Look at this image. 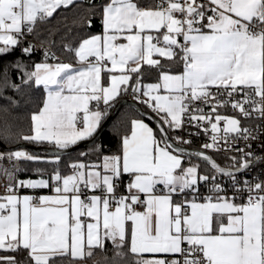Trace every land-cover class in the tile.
I'll return each mask as SVG.
<instances>
[{
  "label": "snow or ice",
  "instance_id": "6c2138e0",
  "mask_svg": "<svg viewBox=\"0 0 264 264\" xmlns=\"http://www.w3.org/2000/svg\"><path fill=\"white\" fill-rule=\"evenodd\" d=\"M78 6L0 0V57L19 49L30 59L35 46L24 45L37 24ZM89 12L87 26L99 15L101 30L64 45L71 62L45 51L40 62L0 66V94L41 86L46 93L29 134L0 127V252L63 264L111 245L112 264L129 256L131 264H264V180L237 175L264 164V125L241 124L264 121V0H103ZM144 65L159 70L157 82L143 83ZM129 93L157 127L133 119L116 153L97 145L62 161L60 153L81 142L95 144L109 108ZM229 107L239 116L221 113ZM177 131L206 141L189 151L192 140ZM20 141L51 148L30 152ZM211 153L230 163L221 166ZM19 161L51 170L18 179ZM0 264L21 262L0 255Z\"/></svg>",
  "mask_w": 264,
  "mask_h": 264
},
{
  "label": "trees",
  "instance_id": "16d2710c",
  "mask_svg": "<svg viewBox=\"0 0 264 264\" xmlns=\"http://www.w3.org/2000/svg\"><path fill=\"white\" fill-rule=\"evenodd\" d=\"M93 2L98 6L103 0H78V7L71 10H58V13L54 14L49 22L43 24L38 23L35 32L29 35L31 39H27L24 45L27 46L28 43H31L35 46V51L31 55V58L29 59L28 57L22 56L20 50L16 49L12 54L0 57V66L16 61H23L29 65L32 62H40L44 59L45 51L54 53L61 61L71 62L70 53L64 51V45L70 41L75 42L80 38H86L90 34H96L101 30L99 15L92 18V26L90 28L86 23L87 19L90 18L89 4ZM162 63L165 64L166 70L170 69L172 72L180 70V66L177 64L165 62L163 60ZM142 72L143 82L147 83L158 80V69L144 65ZM9 74L13 82L17 84L20 83L19 74L15 70L10 69ZM6 97L11 99H6ZM45 97L46 93L42 86L39 88L23 87L20 92L12 89L5 90L0 94V127L9 124L12 127L13 133L29 134L31 125L30 115L42 107ZM122 97L128 98V94L122 95L121 98ZM11 101H16V104H13ZM116 102L109 108L108 115L114 108ZM141 105L148 110L145 105ZM137 118H143L152 125V127L156 128L150 120L139 114L133 105L124 104L95 144L62 155V161L71 163L79 157V152H89L97 145L102 147L105 154L116 153L120 146L121 137L127 133L130 122ZM214 158L223 166L228 164V162L219 157ZM36 168H47L49 171L51 170L50 165L21 161V170L16 177L18 179L38 178L33 171ZM0 255H14L21 264H29L26 250H20L17 253L0 252ZM111 256V245H109L107 253L101 249H94L91 257L85 256L84 259L76 261L71 260L69 257H65L63 259V264H112ZM131 261L132 257L129 256L127 264H131Z\"/></svg>",
  "mask_w": 264,
  "mask_h": 264
},
{
  "label": "built area",
  "instance_id": "2783aa9c",
  "mask_svg": "<svg viewBox=\"0 0 264 264\" xmlns=\"http://www.w3.org/2000/svg\"><path fill=\"white\" fill-rule=\"evenodd\" d=\"M27 39H31L30 36H28ZM120 98L121 97H119L117 100H119ZM128 98L134 99L133 96L131 95V93L128 94ZM102 107H103V105H102ZM205 110L207 111V109H205ZM220 111L223 115L237 116V117L239 116V114L237 112H234L230 107L227 109H220ZM241 124H242V126H246V127H255L257 125H264V121L256 119V118L241 119ZM189 131L195 132L196 129L192 128V129H189ZM176 134L179 136H183L185 139H191L192 143L190 145H186V146L191 147L193 149H199L200 145L206 141V137L203 134H201L199 136H192V137H189L187 132L177 131ZM257 143L258 142H254L252 147H253V149H256L258 154H260L261 150L259 148H257ZM240 147H243V142L240 143ZM211 154L214 157H219V158L225 160L226 162L230 163V161H228L225 158L224 153H220L219 155H217L216 153H211ZM232 154H234V153H232ZM3 163L5 166H9L8 161H4ZM14 163H16L18 165V168H19V171H17L15 173V175L17 176V174L21 170V161L14 162ZM237 175L239 176V178L241 180L248 179V180L252 181L253 183L257 182L258 180H264V164H258L255 167L248 170L246 173H244V174L238 173ZM3 185H4V181L0 180V194H4V186Z\"/></svg>",
  "mask_w": 264,
  "mask_h": 264
},
{
  "label": "water",
  "instance_id": "95a60500",
  "mask_svg": "<svg viewBox=\"0 0 264 264\" xmlns=\"http://www.w3.org/2000/svg\"><path fill=\"white\" fill-rule=\"evenodd\" d=\"M124 104L133 105L136 108V110L138 111L139 114H141L143 117H145L148 120H150L157 127V120L155 118H153V114L151 113L150 110H147V109L143 108L142 105L138 101H136L134 99H130V98H127V97H122L116 102L114 108L112 109V111L110 112L108 117L102 122L101 130L98 132V134H97V136L95 138V143L100 139V137H101L102 133L104 132V130L113 121V119L116 117V115L118 114V112L120 111L121 107ZM19 143L23 145V148H27L31 152H39L41 154H44V150L45 149H50L51 148V146H49V145H35V144H29V143L23 142V141H20ZM91 145H93V143L91 141L81 142V145L77 149L72 150L71 152L76 151V150L81 149V148H84V147L91 146ZM12 147H15V145H13ZM185 147L189 151L196 150V149H193V148L188 147V146H185ZM71 152H69V153H71ZM69 153H60V155L62 156V155L69 154ZM53 155H54V152L52 150H49L47 152V156H53Z\"/></svg>",
  "mask_w": 264,
  "mask_h": 264
},
{
  "label": "crops",
  "instance_id": "0c3cea01",
  "mask_svg": "<svg viewBox=\"0 0 264 264\" xmlns=\"http://www.w3.org/2000/svg\"><path fill=\"white\" fill-rule=\"evenodd\" d=\"M154 58H158V57H154ZM51 63H55L54 61H50ZM64 62H69V61H64ZM110 66V65H109ZM155 82H157V80L156 81H152V82H147V83H155ZM143 83H145V84H147L146 82H143ZM149 110V109H148ZM137 119H140V118H137ZM34 179H36V178H34ZM21 193L22 194H25V193H27V194H31L32 193V190H27V189H23V190H21ZM0 195H3V194H0Z\"/></svg>",
  "mask_w": 264,
  "mask_h": 264
},
{
  "label": "rangeland",
  "instance_id": "374dc122",
  "mask_svg": "<svg viewBox=\"0 0 264 264\" xmlns=\"http://www.w3.org/2000/svg\"><path fill=\"white\" fill-rule=\"evenodd\" d=\"M146 123H148L147 121H145ZM150 125V124H149ZM152 127V125H150ZM155 128V127H153ZM173 135H177L176 132L173 133ZM25 150H28L27 148H24ZM29 151V150H28Z\"/></svg>",
  "mask_w": 264,
  "mask_h": 264
}]
</instances>
